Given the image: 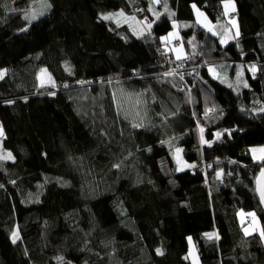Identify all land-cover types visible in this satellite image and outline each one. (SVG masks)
<instances>
[{
    "label": "trees",
    "instance_id": "trees-1",
    "mask_svg": "<svg viewBox=\"0 0 264 264\" xmlns=\"http://www.w3.org/2000/svg\"><path fill=\"white\" fill-rule=\"evenodd\" d=\"M28 1L14 11L0 0L1 141L13 156L0 159V264H190L188 237L201 264H264V242L238 221L254 212L264 237L254 185L264 158L249 151L264 146V0H233L238 35L225 48L195 25L182 31L178 76L142 79L157 70L153 48L104 15L139 6L164 43L171 21L149 6L186 23L196 6L220 28L229 0H45L50 11L33 22ZM223 61L245 64L243 87L212 79L205 67ZM42 69L60 89L39 87ZM64 84L103 90V101L90 108ZM110 87L155 97L147 123L120 122ZM176 137L192 170L174 165ZM201 159L213 164L206 181Z\"/></svg>",
    "mask_w": 264,
    "mask_h": 264
},
{
    "label": "rangeland",
    "instance_id": "rangeland-1",
    "mask_svg": "<svg viewBox=\"0 0 264 264\" xmlns=\"http://www.w3.org/2000/svg\"><path fill=\"white\" fill-rule=\"evenodd\" d=\"M24 0H14V3L12 5V10L14 9V11L19 10V8L22 6L21 3ZM161 1V0H160ZM158 0L154 1L155 5H160ZM30 6L29 9H27L25 11V19L27 20V22H33L34 20L38 19L39 17L45 16L47 12L50 11L51 7L50 4L45 1V0H30L27 2V6ZM227 5V7H225ZM138 7V6H137ZM222 7H223V14L225 17L224 20V24L223 26H228L227 30H224V34H221L223 30V26H221L220 28H218L219 26L216 24H213L208 17L206 16V14L204 12H202L201 10H199L196 6H192V10H193V15H194V23H186V22H179L177 20H175V14L174 12H172L171 10L165 11V10H159L157 8V10L153 9L152 7H148L149 12H151V16L153 18V20H158L160 17H167L170 21H171V27L172 29L168 32V34L163 35L162 37H160V39L163 42H174V41H180V46L178 47H173L172 49L169 50V53L174 55L175 60H177L179 57L180 60H182L181 58L186 57L187 53L184 47V44L182 42L183 38H182V31L183 30H187L192 28L193 26H200L202 29H204L206 32L214 35V36H220L222 38V43L223 44H228L230 43L232 40H234V38L238 35V24H237V19L234 17L235 13L233 14V12H236V4L233 0H229V1H225L222 3ZM234 9V10H233ZM108 15V16H107ZM104 15V17H109L106 20H111L112 23H114L116 26L121 27V26H126L135 36H145V32L142 29V27L140 26L138 19L135 18V16L132 15H128V14H124L121 11L112 13V14H107ZM152 25V24H151ZM215 33V34H214ZM203 48H206V46H203ZM194 53H197V49H195ZM164 61H166L168 59V56L163 58ZM184 59V58H183ZM177 60V61H180ZM207 69V71H209V69H212V71H209V75L211 74L212 77H216L217 75H220L219 80H222V77H224L227 73H229V76H231L233 79L236 80H232L230 77L228 78V76H226L223 80H222V84L231 89V90H236L239 87H243L244 85L240 83V81L243 78V69L241 67V65L237 66V67H229L227 66L226 69L224 70H219V67L217 68H213L211 67V65L205 67ZM250 71L253 72V74H255L256 72V68L253 71V67L252 65L249 68ZM0 73H2V75H0V80L5 76L6 71L5 70H1ZM210 75V76H211ZM38 85L39 87H43V88H55V89H60L58 88V86L55 83L54 78L52 77V75L46 70V69H42L39 72L38 75ZM111 91H113V96H114V101H115V107H116V111L117 113L121 116L122 119L119 118L120 120H123V123H130V124H134V125H138V124H142L145 123L147 120V116H148V111H149V103L152 102L154 99H156L155 97H153L152 95L147 96L146 94H144L143 92H132V93H128L127 95L125 94V92H127V90L121 89V88H114V87H110ZM62 92H65V88L62 87L61 90ZM67 92V91H66ZM73 93H77V97H79V100H81L85 105L89 104L90 108L93 109H97V107L99 106L100 102L103 100L104 98V91L103 90H98L97 92H93L90 90L89 87H81V88H77L76 90L70 91ZM96 94L98 95V97H96ZM147 97V98H144ZM159 100V101H158ZM158 102L161 103L160 99H157ZM262 110H264V106L262 105ZM0 129H2V127L0 126ZM202 128H200L199 130V138L200 141L202 143V139H203V130ZM3 131V129H2ZM220 135L218 134V137ZM2 138L3 135L0 136V159L4 160V161H11L13 160V156L10 152L4 151L3 147H2ZM181 137H176L175 139L169 140L166 143V146L170 147L171 149V155H172V159L174 161V165L177 169L178 172L184 171V170H188L191 167H194L192 163L186 162L185 160H183L182 157V152L183 150L179 147H177L175 144L176 142L180 141ZM179 149V151H177ZM252 149H257V151L255 153H253ZM261 149H264V146L261 147H253L250 148V154L252 156V158L257 162L260 161L264 158V151H260ZM10 154L11 158H8ZM216 176H218L216 174ZM220 177V175L218 176ZM241 215V214H240ZM125 214L124 212H122V217H124ZM252 216L251 218V222H249L243 229V232H248V229L253 230L254 228H258V223L259 219ZM244 216L242 218V216L238 217V221L242 222L244 220ZM250 227V228H249ZM260 229V226H259ZM15 233V235H13ZM12 241L15 240L14 243H16L19 239L17 230L15 229L14 232L12 233ZM189 238H191V242L189 241ZM188 241V252H187V259L189 261L190 264H201L200 259H199V255H198V251L196 246L194 245V242L192 240V237H188L187 238Z\"/></svg>",
    "mask_w": 264,
    "mask_h": 264
},
{
    "label": "bare ground",
    "instance_id": "bare-ground-1",
    "mask_svg": "<svg viewBox=\"0 0 264 264\" xmlns=\"http://www.w3.org/2000/svg\"><path fill=\"white\" fill-rule=\"evenodd\" d=\"M136 8V10L139 12V18L141 19V21L142 22H144V23H146V24H151V20H150V18L147 16V15H145V12L143 11V9L141 8V7H135ZM110 15V14H109ZM108 16V15H107ZM102 17H103V15H100V20H102ZM106 17V16H105ZM109 21H111V20H109ZM141 26V25H140ZM145 32V31H144ZM145 36H146V38H147V41H148V43H149V45L153 48V50H154V53H155V55H156V57H157V66H156V68H157V70L154 72V73H152V74H150V75H142V76H138V77H134L135 79H142V78H145V77H147V76H155V77H162V78H166V76H169V77H173V78H175V77H177L178 76V74H179V70L178 69H173V72L171 71V69H170V67L167 65V63L164 61V59H163V57L160 55V49H161V47H162V45H163V43H161V42H159V43H157V41H155V39H153V38H149L148 36H147V34L145 33ZM175 42V46L174 47H178V46H180V41H174ZM219 45H220V47H222V48H225L226 46H228V44H223L222 43V41H219ZM251 63H249V64H247L246 66L247 67H249V66H251L250 65ZM210 65H211V67H213V68H217V67H219V70H224V69H226V67L227 66H229V67H237V66H239V65H241V67H242V69H243V67L245 66V64H241V63H239V62H235V61H223V62H213V63H210ZM243 73H244V71H243ZM226 76H228V78L230 77L232 80H236V78L235 79H233L231 76H229V73H227L224 77H222V80L226 77ZM219 77H220V75H217L216 77H212V79L213 80H215V81H218V82H220L221 84H222V80L220 79L219 80ZM97 81L96 82H98L99 80H100V78H98V79H96ZM241 82V81H240ZM86 84H90V83H86ZM86 84H84V86H82V87H86ZM88 86H90V85H88ZM100 86H106V85H104V84H102V85H100ZM64 88H65V90L67 91V92H69V91H73V90H76L78 87H75L73 84H64ZM79 88H81V87H79ZM132 92H138V91H136V90H128L127 92H125V94L127 95L128 93H132ZM138 93H140V91L138 92ZM96 97H98V95L96 94ZM103 101V100H102ZM103 103V102H102ZM150 112L151 111H148V116H147V120H146V122L145 123H142V124H138V125H136L137 127H140V126H142V125H144V124H146L147 123V121H148V119L150 118ZM134 125V124H133ZM257 147H261V146H257ZM201 165H204V166H207V165H210V166H212L213 164L212 163H207L206 162V160L204 159H201ZM229 167H235L236 166V164H234V161H229ZM194 167H195V165H193ZM193 169V167H191V170ZM203 174V176H204V179H205V181H206V174H204V173H202ZM208 175V174H207ZM259 202V201H258ZM260 205V204H259ZM261 206V205H260ZM262 208V207H261ZM263 210V209H262ZM252 216H255V217H257L256 216V214L254 213V212H251V213H249V214H247L246 215V217H245V219L243 220V222L242 223H244L242 226H241V231H242V233L246 236V237H249V236H252V235H255V234H257L260 238H261V240L264 242V237H263V233H262V228H261V224H260V222H258L257 221V223H258V225L260 226V229H259V226H258V228L256 229V228H254L253 229V231L251 232V233H249L248 234V232H250L251 231V229H248V232H243V229H244V227L249 223V222H251V218H252ZM258 218V217H257ZM256 218V219H257ZM250 228V227H249Z\"/></svg>",
    "mask_w": 264,
    "mask_h": 264
},
{
    "label": "built area",
    "instance_id": "built-area-1",
    "mask_svg": "<svg viewBox=\"0 0 264 264\" xmlns=\"http://www.w3.org/2000/svg\"><path fill=\"white\" fill-rule=\"evenodd\" d=\"M130 9L132 10L133 16H135L136 19H138L139 24L141 25L142 29L145 31V33L147 34V36L149 38H153L154 36V29L152 27L151 24H146L144 22L141 21V19L139 18V12L136 10L135 7H131ZM175 46V42H164L161 49H160V55L165 58L168 56L169 50L172 49ZM167 63V65L170 67L171 71L173 72V69H179L183 66L184 63L187 62V60H184L183 62H179L177 60H175L174 56L169 57L168 59L165 61ZM210 168L209 165L204 166L202 165L201 168H199V171L206 174L207 169Z\"/></svg>",
    "mask_w": 264,
    "mask_h": 264
},
{
    "label": "water",
    "instance_id": "water-1",
    "mask_svg": "<svg viewBox=\"0 0 264 264\" xmlns=\"http://www.w3.org/2000/svg\"><path fill=\"white\" fill-rule=\"evenodd\" d=\"M254 185H255V193L257 195L259 204L261 205L264 211V201L261 200V194L264 193V175H262V172H260L259 175L256 177Z\"/></svg>",
    "mask_w": 264,
    "mask_h": 264
},
{
    "label": "snow or ice",
    "instance_id": "snow-or-ice-1",
    "mask_svg": "<svg viewBox=\"0 0 264 264\" xmlns=\"http://www.w3.org/2000/svg\"><path fill=\"white\" fill-rule=\"evenodd\" d=\"M157 2H158V0H157ZM225 7H227V5L225 6ZM234 10V9H233ZM104 19H108L109 17H103ZM215 34V33H214ZM178 59H179V57H177ZM255 70V66H253V71ZM209 71H212V69H209ZM0 75H2V73H0ZM136 125H134V127H135ZM202 131V130H201ZM3 135V131H2V129H0V136H2ZM177 151H179V149L177 150ZM252 151H253V153H255L256 151H257V149H252ZM260 151H264V149H261ZM8 158H11L10 157V154H9V157ZM262 171V175H264V169H262L261 170ZM218 176L220 175L219 173L217 174ZM261 200L262 201H264V193H262L261 194ZM13 235H15V233L13 234ZM207 236H208V238L209 239H211L215 234L214 233H212V234H206ZM189 241L191 242V238H189ZM13 242H15V240L13 241ZM157 253L158 254H162V253H160V250L159 249H157Z\"/></svg>",
    "mask_w": 264,
    "mask_h": 264
},
{
    "label": "crops",
    "instance_id": "crops-1",
    "mask_svg": "<svg viewBox=\"0 0 264 264\" xmlns=\"http://www.w3.org/2000/svg\"><path fill=\"white\" fill-rule=\"evenodd\" d=\"M235 13V11L233 12V14ZM162 41V40H161ZM220 41H222V38H221V40ZM163 42V41H162ZM229 44V43H228ZM174 56V55H173ZM183 58H185V57H183ZM183 58H181V59H183ZM177 60H180V59H177ZM211 75V74H210ZM211 77H212V75H211ZM239 216H242V218H243V215L241 214V215H239ZM245 218V217H244ZM253 230H251L250 232H248V234L249 233H251Z\"/></svg>",
    "mask_w": 264,
    "mask_h": 264
}]
</instances>
